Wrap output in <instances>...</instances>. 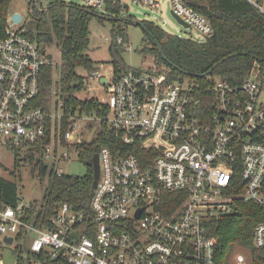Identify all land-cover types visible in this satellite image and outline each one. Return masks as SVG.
I'll return each instance as SVG.
<instances>
[{"label":"built area","instance_id":"2783aa9c","mask_svg":"<svg viewBox=\"0 0 264 264\" xmlns=\"http://www.w3.org/2000/svg\"><path fill=\"white\" fill-rule=\"evenodd\" d=\"M79 1L96 10L110 1L161 6V0ZM246 1L264 16V0ZM171 2L187 29L204 40L214 34L211 21L185 0ZM15 13L0 21V157L11 151L21 165L32 164L34 154L47 174L67 175L62 163L82 161L81 145L92 142L78 134L77 110L67 114L61 101L51 110L39 104L43 71L55 61L23 26L15 27L23 20L16 22ZM118 43L131 50L123 37ZM106 78L108 101H100L107 115L86 116L101 130L107 123L121 143L100 147L97 186L82 203L59 202L47 217L38 216L41 204L31 213L34 203L0 199V235L13 242L31 237L32 252L68 264H264V220L254 226L252 244L234 246L228 257L210 231L240 201L264 210L261 71L242 84L222 76L172 79L157 66ZM168 201L178 204L169 211Z\"/></svg>","mask_w":264,"mask_h":264},{"label":"trees","instance_id":"16d2710c","mask_svg":"<svg viewBox=\"0 0 264 264\" xmlns=\"http://www.w3.org/2000/svg\"><path fill=\"white\" fill-rule=\"evenodd\" d=\"M13 0H0V21H5L11 13ZM193 9L205 15L214 27V34L204 41L172 34L153 21L140 22L145 26L150 46L143 53L155 57V66L160 72H167L172 79L189 76L202 82L209 77L222 76L234 84H242L254 69L261 71L264 80V16L246 0H185ZM129 7L120 1L108 2L105 12L79 4L51 1L48 8L41 10L30 2L29 16L23 25L26 34L37 41L44 50L56 46L61 52V62L57 63L58 82L54 79L55 65L46 67L42 75L39 104L51 110L53 101L64 104L65 112L74 113L78 108L85 114L102 117L108 109L99 99L82 100L77 96L85 85L79 69L90 74L98 71V66L86 49L90 43V22L97 18L104 22L110 17L112 41L109 46L113 73L121 75L132 69L124 60V48L118 38L124 30L119 22L134 23V16L128 14ZM139 24V25H141ZM125 39V37H123ZM161 47V49L159 48ZM163 54L169 62L164 60ZM52 56V55H51ZM189 72V74L183 73ZM212 70L208 76L209 71ZM68 128L66 118L62 121V131ZM121 140L116 132L103 122L102 130L91 144H82L81 159L88 166L85 175L51 174V182L38 210V216H51L59 202L82 203L92 190L94 166L92 158L103 145L116 148ZM31 156L34 169L40 176L47 175V168ZM16 162L13 179L0 175V199L16 205L20 200L22 172ZM178 202H166L167 210H172ZM34 203L31 213L36 212ZM264 220V210L252 202H238L235 211L215 220L210 231L219 238V250L223 256L230 254L236 245L252 244L254 226ZM19 253V252H18ZM20 254V253H19ZM68 264L64 258H51L45 253L27 252V257L19 255L16 264Z\"/></svg>","mask_w":264,"mask_h":264},{"label":"rangeland","instance_id":"374dc122","mask_svg":"<svg viewBox=\"0 0 264 264\" xmlns=\"http://www.w3.org/2000/svg\"><path fill=\"white\" fill-rule=\"evenodd\" d=\"M33 0H13L11 4V12H19L23 16L22 22L16 24L15 27L24 25L29 16L30 2ZM51 1L57 0H42V7H47ZM66 3L81 4L79 0H59ZM129 7L128 14L134 16V21L142 22L144 20L153 21L161 26L166 31L180 35L183 37H193L201 41L204 36L196 31L194 28L187 29L181 24L172 13L171 0H161L159 8H151L148 5L135 2H125ZM99 12H105L99 9ZM120 28L124 30L121 36L125 37V42L131 46V50L124 48L122 56L125 62L135 70L146 71L155 66V57L152 54L143 53L142 50L150 46V42L141 25L135 23L119 22ZM90 28V43L86 49L89 57L97 63L98 71L90 74L84 69H79L80 75L85 78V85L83 89L77 93V96L82 100L96 98L101 101H108V94L104 85L102 84L99 76L110 77L113 75V65L111 63V55L109 46L112 41V22L110 17L104 22H100L96 17L93 18L89 25ZM55 61L54 79L56 82L59 80V73L57 72V63L61 62V52L56 46L48 49ZM62 113V110H59ZM82 114V115H79ZM78 121V134L82 135L88 143L93 142L96 135L101 130L100 122L97 120L89 119L81 108L77 109ZM20 160V157H19ZM62 167L68 174L85 175L88 166L85 162L80 161L74 156L72 165L68 162L62 163ZM34 164L21 163V192L20 199L25 203H35L40 205L43 201L46 189L51 182L50 173L41 177L39 170L34 169ZM16 169V156L7 150L1 152L0 157V174L9 179H13V172ZM16 171V170H15ZM32 238H26L25 242L18 238L13 244H8L4 241V236L0 235V264H16L19 255L27 257V252L30 250ZM20 254H19V253Z\"/></svg>","mask_w":264,"mask_h":264},{"label":"water","instance_id":"95a60500","mask_svg":"<svg viewBox=\"0 0 264 264\" xmlns=\"http://www.w3.org/2000/svg\"><path fill=\"white\" fill-rule=\"evenodd\" d=\"M37 1V3L38 4H41L42 3V0H36ZM48 8V6L47 7H45L44 9H47ZM43 9V10H44ZM173 13V15L177 18V20L181 23V24H183L184 26H188V24L187 23H185L184 21H182L181 19H180V17H178V16H176L175 14H174V12H172ZM21 14L19 13V12H16L14 15H13V19L16 21V22H19V21H21ZM134 23L135 24H141L139 21H134ZM141 26L145 29V26L143 25V24H141ZM146 30V29H145ZM159 48L161 49V47L159 46ZM163 58H164V60H166L167 62H169V60L167 59V57L163 54ZM183 73H185V74H189V72H187V71H183V70H181ZM212 72V70H210L209 71V73L208 74H210ZM106 81H107V78L106 77H103L102 79H101V82H102V84H105L106 83ZM92 163H93V166H94V181H93V187H96L97 186V182H98V179H99V176H100V164H99V156H98V154H95L94 156H93V158H92ZM4 241L6 242V243H8V244H13V238L12 237H5L4 238Z\"/></svg>","mask_w":264,"mask_h":264}]
</instances>
